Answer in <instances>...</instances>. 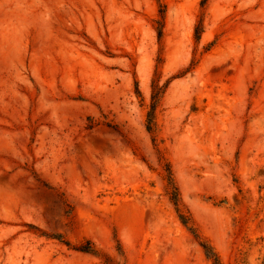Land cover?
I'll use <instances>...</instances> for the list:
<instances>
[{"label":"rangeland","instance_id":"374dc122","mask_svg":"<svg viewBox=\"0 0 264 264\" xmlns=\"http://www.w3.org/2000/svg\"><path fill=\"white\" fill-rule=\"evenodd\" d=\"M0 264H264V0H0Z\"/></svg>","mask_w":264,"mask_h":264},{"label":"trees","instance_id":"16d2710c","mask_svg":"<svg viewBox=\"0 0 264 264\" xmlns=\"http://www.w3.org/2000/svg\"><path fill=\"white\" fill-rule=\"evenodd\" d=\"M161 36V34H160ZM200 39V36H199ZM159 103V93L153 95V104L151 106V111L148 114V130L151 132L155 126V112ZM83 252H88V249H83Z\"/></svg>","mask_w":264,"mask_h":264}]
</instances>
